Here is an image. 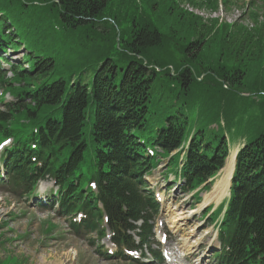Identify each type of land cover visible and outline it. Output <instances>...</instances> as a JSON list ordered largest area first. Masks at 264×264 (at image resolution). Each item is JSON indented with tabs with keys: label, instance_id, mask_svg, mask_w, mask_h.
<instances>
[{
	"label": "trees",
	"instance_id": "trees-1",
	"mask_svg": "<svg viewBox=\"0 0 264 264\" xmlns=\"http://www.w3.org/2000/svg\"><path fill=\"white\" fill-rule=\"evenodd\" d=\"M116 1L0 0V40L15 49L25 42L30 51L26 61L32 65L16 66L15 74L6 79V72H0V87L16 101L0 110V139L13 137L27 148L6 153L14 171L6 177L28 191L24 180L31 183L42 163L66 189L61 215L87 209L93 216L90 224L97 227V203L102 200L112 217L115 240L123 241L124 229L138 219L145 220L147 237L159 206L145 191L143 175L157 168L159 156L170 157L167 170L179 172L176 181L180 177L181 189L190 193L216 176L229 153L222 128L189 131L188 113L210 122L221 114L228 126L242 110H251L253 97L243 92L254 93L260 97L262 127L256 129L254 122V134L238 153L232 196L220 219L223 249L214 257L216 264H264V28L258 14L251 15L255 27L215 21L209 28L200 16L181 9L177 0H119L129 20L124 29ZM43 12L50 21L39 16ZM146 15L152 19H144ZM51 23L60 25L56 29L64 42L61 37L56 41ZM186 32L197 40L186 41ZM153 51L156 57L173 51L187 55L198 74L191 72L189 77V68H184L171 75L150 57ZM90 68L93 72L84 74ZM202 73L206 77L199 80ZM222 80L230 87L224 102L216 96L224 95ZM204 85L209 87L202 90ZM148 145L160 150L150 154ZM31 155L43 160L35 157L32 162ZM92 181L99 199L91 192ZM194 197L197 202L201 198L199 192ZM220 213L214 212L211 220L219 219Z\"/></svg>",
	"mask_w": 264,
	"mask_h": 264
},
{
	"label": "rangeland",
	"instance_id": "rangeland-1",
	"mask_svg": "<svg viewBox=\"0 0 264 264\" xmlns=\"http://www.w3.org/2000/svg\"><path fill=\"white\" fill-rule=\"evenodd\" d=\"M177 1L179 2L178 5L181 9H186L189 12L191 11L200 16L202 18L201 22L203 24H207L209 28L213 27V23L215 21V25L217 22L219 25L225 23L231 24L235 22L247 27H255V22L252 20L251 16L253 11H255L259 16V20L261 22L259 25L260 28H264V0H197L200 3L204 2V5H199L198 2L195 4L194 0ZM216 4H218V6L215 9ZM115 5L120 6L118 9V20L122 22L124 29L128 28L129 20L123 15L122 3L120 4L119 0H117ZM43 15L47 16L48 21H50L51 18L48 17L49 14L47 12H43L39 16ZM148 18L152 19L149 15H146L144 19ZM48 25H50V23H48ZM102 26H105V24H102ZM51 27L54 29L56 41L61 37L64 42V36L57 30L60 29V25H54L51 23ZM63 27L64 29L70 31L69 27ZM156 27L159 28L158 26ZM100 29L102 28L100 27ZM56 31L60 35H58ZM165 31L166 28H163L162 32L164 33ZM177 33H179V31H177ZM180 34L182 33L180 32ZM66 35L71 36L72 33L70 32ZM188 37H193V40H197L198 38V36L194 34L187 33L185 38L186 41ZM169 39L171 40V37H168V40ZM7 46L9 47L8 44L0 41V55L9 59L5 60L0 67V72H6L5 79L10 78L15 74L14 70L16 66H24V69L32 68L31 62L25 63L24 61V56L27 53H30L29 50L26 51V49L20 47L19 50L13 52L7 48ZM156 56V52L153 51L150 53V57L152 59H156L157 62L162 63L163 66H166L171 75L174 74L176 76L177 72L180 70L182 71L184 68H189L187 69L189 77L191 72L192 74H198V71L188 63L189 61L187 55H184L179 51H173L170 54L164 53L163 57ZM84 72V74L92 73L93 68H90L87 71L84 70ZM206 74L207 73L200 74L199 80L204 79ZM90 77H92L91 74L88 79ZM249 79H251V76L247 77V80ZM84 80L85 82H88L85 77ZM222 81L224 82V95L219 94L217 91H215V93H218L216 94L217 98L224 102L229 97L228 93L230 91V87L227 82L224 80ZM205 87L209 86L204 85L201 89L204 90ZM0 94L3 100L0 102V108L5 110L6 107H4V104L16 102L10 92L4 93V88L0 87ZM242 95L246 97L252 95L253 99H251V110L247 113L245 110H242V112H240L231 121V125H224L226 118L223 116L221 117V114L219 119H215L213 122H210L206 118L199 117L196 112H189L188 130L193 131L194 129L204 128L207 131H213L216 129L215 127L218 126L221 127L222 131L228 136L232 148L245 143L254 134L251 126L255 121L257 122L255 123L256 129H260L262 127L260 118L262 117L263 112L258 111V103L260 100L259 96L249 92H243ZM24 100L25 102L29 101L27 98ZM234 105L239 110L236 102ZM13 107H15V105H13ZM213 116L214 114H211L209 118H212ZM161 126L163 125L158 127ZM169 166L170 157H166L161 162L159 168L150 175V184L153 187H156V189H160L166 200L161 213L159 214H162V216L159 217L158 215L156 218V225L160 228L158 240L163 232H166L171 236H175L174 240L169 239L168 243L163 244V247L176 248V260L180 261L182 264H202L203 259L205 261L210 260L209 258L213 250V245H211L212 240L217 236V228L214 227V224L211 221H209L212 218L211 216L213 211H209L211 208L209 205L201 209L199 207L200 203H196L197 201L194 199L192 193L184 192L180 188L177 189V184L171 189L167 187V184L173 179L174 175L171 173L173 175H169V181H165V172H171V167L168 170L166 169ZM222 172L220 174L221 177ZM218 175L216 176L218 177ZM220 176L218 179L217 177L215 178V180L217 179L215 185L217 182L219 183V181H221ZM232 182L233 175L231 176V185L229 188L232 186ZM41 185L49 187L52 186V183L43 181L41 182ZM215 185L212 189H214ZM204 193L207 192H203V194ZM178 213H184L185 216L188 215V218H186L185 222L182 220L179 224H173L171 222L172 216ZM47 224L49 225L47 226ZM172 224L175 230L171 227ZM51 226H54L53 229H48V227ZM105 240L106 241L102 242L104 245H106L108 241L107 239ZM214 245H216V243ZM179 246H183L187 251H193L189 260L181 257L180 252H178L181 251L178 248ZM0 264L125 263L108 261L97 252L96 246L91 247L87 241H82L74 237L70 231L68 221L59 217L55 211L39 212L36 208H33L32 205H30L28 200L19 198L18 196L14 197L10 193L0 190ZM147 264H164V262Z\"/></svg>",
	"mask_w": 264,
	"mask_h": 264
},
{
	"label": "bare ground",
	"instance_id": "bare-ground-1",
	"mask_svg": "<svg viewBox=\"0 0 264 264\" xmlns=\"http://www.w3.org/2000/svg\"><path fill=\"white\" fill-rule=\"evenodd\" d=\"M236 162V149L231 151L229 161L227 163V166L225 170L222 172L221 181L215 185L214 189H212L211 192H207L203 194V198L201 203L199 204V207L202 209L205 206L215 204L219 205L223 200H225L229 196V186L231 183V176L233 174L234 166ZM262 164V163H261ZM188 215H184V213H178L174 216H172V223L173 224H179L182 222V220L185 222ZM193 251L189 250L186 252L185 259H190L191 254ZM175 255V254H174Z\"/></svg>",
	"mask_w": 264,
	"mask_h": 264
}]
</instances>
